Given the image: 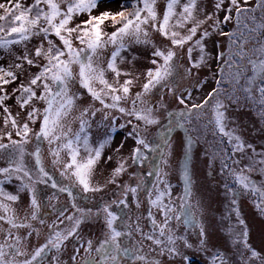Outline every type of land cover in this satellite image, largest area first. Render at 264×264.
Wrapping results in <instances>:
<instances>
[{
	"label": "snow or ice",
	"instance_id": "obj_1",
	"mask_svg": "<svg viewBox=\"0 0 264 264\" xmlns=\"http://www.w3.org/2000/svg\"><path fill=\"white\" fill-rule=\"evenodd\" d=\"M102 2L32 0L28 5L22 0L0 2V51L12 57L6 67L0 65V108L4 113V128L0 129V160L4 161V166H0V264H44L51 252L56 253L52 264H62L59 253L69 240L78 245L73 248V264H162L161 257L165 256L169 261L179 257L181 264H192L181 249L208 251L209 242L203 219L198 215L199 201L191 202V153L201 132L205 138L211 134L221 146L227 141V148L218 149L213 158L219 157L221 175L225 177L224 188L232 205L229 216L235 213V223L229 220L227 234L238 253L239 264H264V255L250 243L249 225L239 209V198L250 197L253 207L264 218V179L260 183L253 179V174L264 178V150L258 152L248 143L228 115L231 105L239 107L243 103L264 123V0H256L254 7L248 6L249 0L243 3L215 0L213 12H206L201 0H163L162 10L160 0H124L119 11L94 15L93 10ZM82 13H87L88 19L72 26L74 17ZM233 21L235 28L225 31L223 26ZM107 25L114 30L106 31ZM213 34L227 37V48L214 57L215 87L196 102L192 92L208 80L207 77L201 80L199 72L211 67L213 57L207 42ZM33 39L37 43L29 48ZM133 45L150 50L152 65L143 73L144 83L134 96L131 91L140 76L120 66L125 62L134 64L135 55L130 60L123 55L130 54ZM15 46H21L23 51L15 53ZM216 47L221 46L217 43ZM108 49L111 54L105 63L103 53ZM185 51L186 65L178 63ZM32 68L36 71H30ZM25 73L26 78L21 79ZM108 73L112 74L111 81ZM18 80L19 84L9 94L5 86ZM180 81H186L182 89ZM165 89L182 107L167 110L163 102ZM154 90L161 97L155 105L151 103ZM84 92L91 103L80 108ZM10 95H15L21 110L15 115L5 103ZM128 101L131 106H123L122 102ZM97 102L100 107L95 106ZM161 109L166 125L161 123ZM77 111L78 115L73 116ZM97 114H100L97 126L105 127L106 131L102 139L93 143L90 130ZM118 119L124 121L118 125L120 129L130 128L125 139L134 142L128 157L119 155L124 141L114 149L116 164L105 183L117 185L118 198L92 208L72 203L71 215L65 214V206L55 220L46 224L41 216L44 205L37 194V185L51 181V188L57 190L53 196L66 193L70 201L75 200L73 186L84 193L102 191V186L92 180L101 162L107 164L114 158L109 155L105 160L104 152L112 143ZM76 123L78 127L73 128ZM36 124L38 129L31 126ZM150 126L163 129L156 140L148 137ZM176 129L185 130L186 141L180 169L184 188L174 199L165 169L172 150L171 135ZM44 143L48 145L51 166L69 184H58L47 171ZM146 151L156 153L159 161L151 187L145 188L143 175L133 182L118 183L119 177L127 172L128 160L143 163ZM28 157L33 163H29ZM136 175L133 173L130 180ZM6 183L16 185L15 193L5 191ZM22 199H26V208L20 218L12 205ZM130 203L137 211L143 206L146 215L133 219L114 210L128 209ZM93 219H102L104 226L97 240L86 239L80 231L81 225ZM141 220L147 221L149 231L144 230ZM172 221L183 224L185 230H197L198 243L174 230ZM35 222L46 224L48 231L44 243L29 253L24 242L33 232L40 235ZM135 236L139 239H134ZM210 264H230V261L216 251Z\"/></svg>",
	"mask_w": 264,
	"mask_h": 264
},
{
	"label": "rangeland",
	"instance_id": "obj_2",
	"mask_svg": "<svg viewBox=\"0 0 264 264\" xmlns=\"http://www.w3.org/2000/svg\"><path fill=\"white\" fill-rule=\"evenodd\" d=\"M0 2H5V0H0ZM124 2V0H103L100 6L97 9L93 10L94 15H98L101 11H111L116 12L120 10V5ZM215 0H201V7L205 9L206 12H213V4ZM22 3L25 5L31 4L32 0H22ZM243 3V0H241ZM256 5V0H249V7H254ZM163 8V0H160L159 10ZM234 15V14H233ZM259 15V12L257 13ZM220 18H223V13H220ZM88 19L87 13H82L76 17H74L72 21V26L81 23L84 20ZM211 23V22H209ZM207 26V25H206ZM225 31H232L235 28V23L230 22L227 25H224ZM106 31L114 30L110 25H107L105 28ZM37 43L35 39L29 44V48H32V45ZM220 44V48L216 47V44ZM208 50L212 53L213 59L210 60V69L205 67L200 70L199 78L204 80L205 77L208 78L207 82L200 89H194L192 92L193 100L199 102L207 92L211 91L213 87H215L214 80L212 79V73L217 70V62L214 59L217 52L220 50H226L227 48V37L220 36L218 34H213L208 42H207ZM13 51L17 54L23 51L21 46H15ZM179 51V50H178ZM111 49H108L103 53L104 62L106 63V58L110 56ZM129 60L132 55H135L136 60L134 64H128L125 62L121 64V68L132 71L134 75L138 74L140 76L139 80H137L136 84L132 88L131 95L134 96L136 92L141 90V85L144 83L143 73L147 68L152 67L149 63L150 60V50L144 48L143 46H132L131 53H123ZM196 55L195 53L193 54ZM181 60L178 61L180 64L186 65V51L181 53ZM12 60L10 55H7L0 51V65L7 64ZM27 68V65L25 66ZM181 72L183 68L180 69ZM30 71L35 72L36 69L32 68ZM27 73L21 77V79H25ZM107 78L111 81L112 74L108 73ZM124 77H121V82ZM19 80L5 86L6 91L11 94L13 88L17 87L19 84ZM181 89L186 86V81H180ZM78 87V85H77ZM73 91H76V88H73ZM83 91V90H81ZM160 92L154 90V94L151 97V103L153 105L157 104L160 101ZM163 102L168 111L176 109L179 106L177 101L172 99L167 90H164ZM7 106L11 109L13 115L17 112L21 111L16 105L15 95H10L9 98L5 101ZM91 103V98L87 96V93H83L82 100L79 102L80 108L86 106ZM123 106L130 107V101L122 102ZM96 107H100L97 102ZM161 123L162 125H166L167 121L164 119V110L161 109ZM3 109L0 108V129L4 128L3 125ZM73 116L78 115L77 112H73ZM119 116V113H116ZM229 117L232 121L235 122V125H238L240 130L243 132L244 138L248 143H251L256 150L259 152L264 150V123H262L254 110L247 105L242 103L241 106L231 105L228 112ZM71 119V117H69ZM100 120V114H97L95 121L92 123L91 134L92 141L95 143L96 140L102 139L104 132L106 131L105 127L97 126V122ZM123 119H118L117 121V131L112 133L113 140L112 143L109 144L105 148L104 158L107 159V156L112 155L114 158L110 163L101 162L100 166L96 169L95 175L93 177V184H99L102 186V191L96 193H84L78 186H73L72 191L75 197L74 201H70L69 197L66 193H59L56 196H53L57 190L51 188V181L48 184H40L37 185V194L41 197L43 201L44 207L41 210V216L45 219L46 224L51 223L56 217L59 215V210H62L65 206H67L66 215H71L74 211L72 209L71 204L76 203L80 207L83 208H92L99 207L104 202H110L111 200L117 199L120 193V189L116 184H106V180L111 172L112 167H115L116 164V154H114V149L117 145H119L122 141L125 142L124 147L121 149L119 155L128 157L130 155V151L132 147H134V142L130 139L126 140L127 132L130 131V128L120 129L118 125L123 123ZM195 120L193 124L195 125ZM34 129H38V124L31 125ZM78 127V123L73 124V128ZM163 129L160 126H150L148 129V137L151 140H156L159 136V133ZM193 136H197V133L192 132ZM14 139H17L15 135H13ZM218 140V138H217ZM185 141H186V133L184 129H176L171 135L172 142V150L171 155L169 156L168 166L165 169L168 173L167 179L169 183L172 185V196L173 198L179 197L184 188L183 180L180 174V169L184 162V153H185ZM4 142H7L6 140ZM221 147L227 148V141L225 139L224 144L221 146L217 142L213 141V137L211 134H208L205 138L204 133L201 132L199 134V138L193 145L192 153H191V163H190V171H191V179H192V203H196L199 201L200 204V213L206 232L208 235V251H197L195 248L192 249H181V251L185 252L192 264H210L212 253L219 251L222 252L227 260L230 261V264H239V256L236 252L235 248L232 246L231 241L229 240L227 234V228L229 224V220L232 223H235V213H229L231 211V203L230 196L226 193L224 184L225 177L221 175V163L219 157L213 158V153L216 152ZM44 164L49 172V174L53 177V180L56 181L60 185L69 184L70 181L66 180L64 177L60 175V172L57 168H54L50 164L51 158L48 156V145L47 143L43 144L42 147ZM147 159L143 161V163L133 164L131 160H128V169L127 172L119 177L118 183L120 182H133L140 175L144 176L145 188L151 187L152 183L155 181V170L159 161L156 153L153 152H145ZM29 163H33L32 158H27ZM65 159L67 157L65 156ZM247 162V161H245ZM0 166H4V161L0 160ZM152 172L153 175L149 176L148 173ZM133 173H136V177H130ZM253 179L260 183L262 179L258 174H253ZM5 191L15 193L16 185L14 183H6L4 186ZM23 196V194H21ZM49 197H53L51 201H49ZM143 199V197H141ZM7 202V201H5ZM179 203V200H177ZM13 208L16 209V214L18 217L23 218L25 208H26V199H22L17 203L12 205ZM239 209L242 217L246 220L249 225V240L251 245L257 250L260 251L262 255H264V218L260 217L255 208L251 203V198L244 196L239 198ZM115 211L124 214L127 213L128 216L135 218L136 215H146L145 208L142 206L139 211L135 208V205L130 203L128 209L123 208H115ZM157 219H161L157 216ZM2 223V222H0ZM45 225H40L38 222H35L36 227L40 230L39 237L33 232L32 236L29 237L25 244V251L31 253L35 247H38L40 244L44 243L46 235H47V227ZM68 222L65 221V225ZM141 225L144 227L145 231H149L150 228L147 224V221L141 220ZM5 228L8 226L6 224L3 225ZM172 227L174 230H177L181 235H187L190 241L194 243H198L196 232L197 230L193 228H188L185 230L183 224L177 225L175 221H172ZM23 234L27 233V230H20ZM81 235L87 238H92L93 240H97L101 237L104 226L102 219H93L89 223L81 225ZM134 239H139V236L133 237ZM2 239V237H0ZM148 242H146L147 244ZM78 247L72 240L66 242V247L61 250L59 253V258L62 264H73L71 259L73 253V248ZM147 251V247L145 248ZM56 255L55 252H51L45 258L44 264H52V256ZM80 255H83V250L81 249ZM79 256L77 260H79ZM162 264H181L180 258L177 257L173 261H169L168 258L161 257Z\"/></svg>",
	"mask_w": 264,
	"mask_h": 264
}]
</instances>
